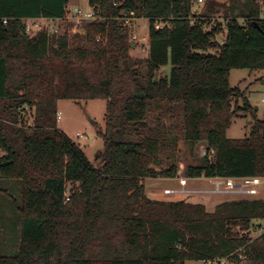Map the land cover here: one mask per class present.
<instances>
[{
  "label": "trees",
  "instance_id": "obj_1",
  "mask_svg": "<svg viewBox=\"0 0 264 264\" xmlns=\"http://www.w3.org/2000/svg\"><path fill=\"white\" fill-rule=\"evenodd\" d=\"M193 1L88 0L100 17L77 33L44 28L31 35L25 19H63L70 0H0V17L9 18L0 24V183L14 184L0 187V216L9 206L20 226L19 251L0 255V264H186L239 259V249L264 264V231L251 236L264 227L263 198L223 200L209 211L145 191L144 178L179 171L180 159L170 152L179 137L151 117L154 107H182L192 154L201 145L215 150L212 159L189 165L187 177H264V117L228 80L233 68L264 70L260 6L229 0L220 44L222 25L207 28L220 0H202L203 11ZM126 10L149 22L144 59L131 54ZM157 20L166 25L156 28ZM163 67L168 72L159 75ZM60 99L106 100L98 166L58 128ZM236 100L242 105L232 107ZM27 105L30 126L20 124ZM240 110L253 114L251 132L231 139L227 130ZM69 183L78 188L68 196Z\"/></svg>",
  "mask_w": 264,
  "mask_h": 264
},
{
  "label": "rangeland",
  "instance_id": "obj_2",
  "mask_svg": "<svg viewBox=\"0 0 264 264\" xmlns=\"http://www.w3.org/2000/svg\"><path fill=\"white\" fill-rule=\"evenodd\" d=\"M220 10L212 16L211 23H208L209 30L216 27L220 23L223 27L222 32H219L215 39L218 43L223 44L227 36V19L225 12V5H229V0H220ZM203 1H199L194 5V8L201 9ZM81 9L83 12H88L92 8L88 0H70L68 4V13L63 19H47L40 18L31 22L30 34L33 35L35 31L47 28L51 35H60L69 30L71 33H77L88 22L86 20H78L73 11ZM203 11V8H202ZM242 21V20H241ZM128 32L131 40V54L134 57L144 59L148 56L149 51V22L146 18L141 17L134 19L128 27ZM210 52H216L215 48H211ZM169 67H163L159 75L168 72ZM229 83L232 87H239L242 91L247 92V99L253 108H257L256 116L260 119L264 117V70H250L248 68H233L229 73ZM242 105L241 100L232 102V107ZM241 107V106H239ZM58 110L61 117L58 120V128L63 134L69 137L76 143L86 154L88 160L95 166H98L101 159V154L104 149V140L99 135L98 131L105 128V116L107 111V102L105 99H89L74 101L69 99H60L58 101ZM31 112L22 114L20 124L31 121ZM161 117L166 124L176 135L179 140L177 145L170 148V152H175L179 157V171L175 177L157 176L146 177L143 179L146 194L152 198L162 201L186 199L195 203H203L207 210L213 211V207L223 200L242 199V198H263L264 199V177H261L259 185V193L255 195L229 193H214V184L210 178L199 177L192 179L187 177L186 169L189 165H195L201 162L202 149L204 145L199 146L197 155L192 154L186 148L183 133V112L182 107L171 109L167 106L161 108H153L151 117ZM254 119L251 112L244 110L236 111L232 118V123L227 130V136L231 139H243L249 136ZM80 133V135H78ZM166 167V166H164ZM180 178H188V184L185 189H190L192 192L180 193L181 195L164 194V189L167 187L180 189ZM0 187L5 188V183H0ZM78 184L69 183L67 187V195H71L77 191ZM7 201L6 196H4ZM68 200V199H67ZM5 210V209H3ZM9 223L5 218L0 216V240L8 241L9 233L6 230ZM264 227L262 223L256 226L251 236L256 238L263 233ZM17 235L16 237H18ZM0 245V255H13L19 251V240L13 238L12 241ZM186 264H205L202 260H188ZM225 264H255L248 257L243 259L230 258Z\"/></svg>",
  "mask_w": 264,
  "mask_h": 264
},
{
  "label": "built area",
  "instance_id": "obj_3",
  "mask_svg": "<svg viewBox=\"0 0 264 264\" xmlns=\"http://www.w3.org/2000/svg\"><path fill=\"white\" fill-rule=\"evenodd\" d=\"M202 0H194L193 4L195 5L197 2ZM259 6H260V16L259 18L264 20V0H257ZM92 9L88 12H83L81 9H75L73 11L74 16L78 20H86V21H93L97 20L100 16L98 12L95 10L94 7H91ZM68 13V10H67ZM136 13L133 10H126L121 14V19L123 22V25L125 27H130L132 21L136 19ZM40 19V18H28L24 20V23L26 25V29L28 32L31 31V22L33 20ZM9 22V18L7 17H0V24L7 25ZM166 25L163 20H157L155 27L156 28H163ZM100 39V38H98ZM32 107L31 106H25L23 109H21V120L22 114H26V112H31ZM61 117V113L58 112L57 118L59 119ZM25 125H32V120L27 121L23 123ZM80 135V133H78ZM215 153V150L212 148L210 151L206 149L204 146L202 149V156H208L210 159L213 158V155ZM210 180H212L214 184V189L211 191L214 193H229L234 192L237 194H246V195H255L259 193V185L261 183V177L260 176H243V177H211ZM188 184V178H180V189L167 187L164 189V194L171 195V194H177L181 195L180 193H188L189 191L192 192L190 189H185V186ZM238 255L240 259L246 258L247 254L242 250H238ZM227 258H208L202 260L205 264H225Z\"/></svg>",
  "mask_w": 264,
  "mask_h": 264
},
{
  "label": "crops",
  "instance_id": "obj_4",
  "mask_svg": "<svg viewBox=\"0 0 264 264\" xmlns=\"http://www.w3.org/2000/svg\"><path fill=\"white\" fill-rule=\"evenodd\" d=\"M3 153H4L3 150L0 148V155H2ZM192 179H197V178H192ZM5 186H6L5 188L12 189V187L14 186V184L12 182H6L5 183ZM6 198H7V200L9 198L7 194H6ZM213 209H214V207H213ZM4 212L6 214L5 221L7 223H9L8 228L6 229L8 231V233H9L7 235V236H9V238H8V241H2V240H0V245L4 244L3 242H5V244H7L8 242L12 241L13 238L17 239L16 236L20 234V230H19L20 229V226H18V228H17V225H16V216L13 213V211L11 210V208H9V206H7L5 208V210H4ZM17 229H18V232H17ZM18 240H20V239L18 238Z\"/></svg>",
  "mask_w": 264,
  "mask_h": 264
},
{
  "label": "water",
  "instance_id": "obj_5",
  "mask_svg": "<svg viewBox=\"0 0 264 264\" xmlns=\"http://www.w3.org/2000/svg\"><path fill=\"white\" fill-rule=\"evenodd\" d=\"M255 24H256V25H259V23H258L257 21L255 22ZM263 83H264V81H263Z\"/></svg>",
  "mask_w": 264,
  "mask_h": 264
}]
</instances>
